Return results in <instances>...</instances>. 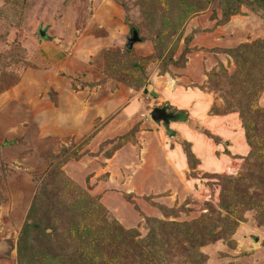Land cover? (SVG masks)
<instances>
[{
	"label": "rangeland",
	"instance_id": "374dc122",
	"mask_svg": "<svg viewBox=\"0 0 264 264\" xmlns=\"http://www.w3.org/2000/svg\"><path fill=\"white\" fill-rule=\"evenodd\" d=\"M109 11L117 18L110 19ZM132 28L141 41L130 48ZM40 30L77 66L98 68L100 80L42 61L43 46L52 41ZM255 42L264 46V0H0V264L56 259L42 258L32 235L27 250L19 239L33 219V203L40 221H55L50 225L70 252L79 244L72 234L79 221L86 240V228L90 234L102 230L115 251L131 255L120 247L123 231H139V240L152 237L153 245L143 243V264H264L263 162L241 158L234 172L204 173L182 132L170 137V123L151 117L160 106L180 111L165 96L182 88L199 91L216 111L255 112L245 107L251 86L240 83L261 66L243 55ZM259 59L264 61V49ZM125 60L135 68L123 77ZM137 96L145 105L125 113ZM107 99L114 102L107 118L83 115ZM240 119L245 132L250 125ZM250 135L262 152L263 138ZM177 147L188 158L186 174L170 163L172 158L175 165ZM54 169L52 180L47 176ZM234 178L241 179L239 188ZM237 191L242 205L232 201L227 208ZM51 233L47 229L43 237ZM195 233L207 241L196 247ZM51 264H60L59 258Z\"/></svg>",
	"mask_w": 264,
	"mask_h": 264
},
{
	"label": "trees",
	"instance_id": "16d2710c",
	"mask_svg": "<svg viewBox=\"0 0 264 264\" xmlns=\"http://www.w3.org/2000/svg\"><path fill=\"white\" fill-rule=\"evenodd\" d=\"M132 29H134V28H132ZM137 31H138V29H137ZM260 43L261 42H255L252 45L251 44L246 45L245 49L247 48L248 51H246V53H244L243 55H246V57L248 56L250 59H252V63H254L257 67H259L260 65L261 66L259 68L250 69L249 75L240 81V83H244L246 86L249 85L252 88L251 90L248 91V95H247L248 101H246L245 107H246V109H249L251 107L252 110L255 107V112L252 111L253 113H251L250 111H246L244 113L242 110H240L239 115H240V118L243 119V121L247 120L249 125H250V127L244 125V127H245L244 128L245 129V138H246L247 144L250 147V152L245 158L249 163L250 162H257V160H259V161L263 162V165H264V149L262 152L260 150L257 151L255 142L253 141L254 135H250V131L257 133V134H260L259 137H262L263 141H264V128L262 129V131H258V130H256L257 129L256 126H252V124L255 125L256 123H257V125L262 124L264 126V108L260 107V99L264 93V61L259 59L260 54L264 49V46H262ZM249 58L247 61L250 60ZM134 68H135V64L129 65L128 63H126V60H125L122 64V68H120V70H119V74L122 75L123 77H125L126 73L133 72ZM243 68L248 69V66H245ZM241 72H243V71H241ZM245 72H248V71L245 70ZM256 72H259V76H257V77L254 76V73L256 74ZM107 77H109V75H107ZM232 110H235V109H232ZM232 110L216 111V109L213 108L212 113L214 115H227V114L235 113V111H232ZM185 112L186 111L174 112L175 116H180V117H178V119H175V121L187 122V119L181 118L182 114H186ZM250 120H251V123H250ZM165 127H168V125H166ZM254 129H255V131H254ZM168 135L170 137H175V136H178V133L176 131H169ZM263 148H264V145H263ZM247 169L249 172V170H252V167L247 168ZM57 174L58 173L55 172V169H54L49 173V176H47V177L48 178L51 177L50 179L54 180L57 177L56 176ZM251 177H253L252 174H251ZM238 178H240V177H238ZM232 180L235 183V187L239 188L241 186V179L234 178ZM52 184L54 185V181L52 182ZM42 187H41V191H40L41 195H43V193L46 194L45 193L46 192V190H45L46 183ZM242 199H243L242 195H240L239 191H237L233 194L232 200H230V198H229L227 201H225V204L227 205V208H230V206L232 205V201H234V203L237 205H242ZM35 210H36V205H35V203H33L32 207L30 209L29 216H28L29 219L30 218H33V219L26 222V224L22 228L20 238H19L20 241H22L21 243L24 244L23 248H25L27 250L26 241H28L29 235H32L37 240V242H38L37 244L39 245V247H41V257L44 259L45 258L46 259L47 258H56L57 259V257H58L60 264H143V263L147 262L146 261L147 259L144 256V254H146V252L143 248L144 247L143 243H147L148 244L147 247L154 244L153 242H151V239H153L152 237H149V239H144V240L143 239L142 240L137 239V236L138 237L140 236V232L137 230L123 231L124 237H122L120 239V247L126 248V251H128V249H130L129 252L133 251V254L131 255L128 252L115 251L113 249L112 245L111 244H110L111 246L109 245V243H110V241L108 240L109 236H107V234H104L102 230H100V231L98 230L95 233L90 234L88 232L90 229L86 228L85 234L87 235L88 240L83 238L82 234L84 233V230L81 231L80 222L78 221L74 225V230H73L72 234L77 235V237L79 236L77 238V239H79V241H78L79 244L77 246L76 251L70 252L68 247L65 246L63 244V242L61 241L62 236H63L62 233L59 234L57 231H55L51 227V225L55 224V221L52 222L51 217H50V221H48L46 223L43 222L42 220L40 221L41 217L37 218L35 216V215H37V213H33ZM96 211L98 213L97 216H99L100 214L102 216L105 213V211H103V209L101 207H99ZM91 214H93V213H88V216L90 217ZM47 229H49L52 232L49 235L50 238H48V239L46 237H43V235L45 234ZM114 231L116 232V230H113L112 233H115ZM119 232H120V229H119ZM195 234H197V233H195ZM198 234H200V233H198ZM198 234H197L198 239H197V246L196 247L199 246L201 240L207 241V238L205 237L206 234H204V235L203 234L198 235ZM96 235H98V237ZM92 236L93 237L95 236L97 238V240L94 241L93 239H91ZM194 236H196V235H194ZM106 239L109 241V243H106L107 242ZM73 240H75V238ZM56 244H57V246H54ZM138 249L140 250V252H137ZM48 250L50 252L49 253L50 256L47 255V253H46V251H48ZM43 252H45L46 254ZM75 252L77 254H75ZM134 255H136V256H134ZM197 255H198V258L200 259L201 254L197 253ZM198 258H196L194 260V263L198 260ZM38 259L41 260L40 257H38ZM56 259L50 260V261L47 260L48 262H45V261L44 262H45V264H51L52 262L54 263V261H56ZM151 264H154V263H151Z\"/></svg>",
	"mask_w": 264,
	"mask_h": 264
},
{
	"label": "crops",
	"instance_id": "0c3cea01",
	"mask_svg": "<svg viewBox=\"0 0 264 264\" xmlns=\"http://www.w3.org/2000/svg\"><path fill=\"white\" fill-rule=\"evenodd\" d=\"M109 15L110 19L117 18L116 11H109ZM106 30H109V32L112 31L111 28H106ZM46 42L48 43L49 41L46 40ZM41 53L43 57L42 61L49 63L51 68H53L52 66L56 68L60 65L63 70L68 71H80L82 69V72L86 74L88 79L90 78V81L96 82L100 80L98 68L89 67V64L84 66V68L77 66L79 63L72 58L70 59L62 50V45L58 47L55 41L43 46ZM98 89L101 90V88ZM153 90V92H157V87L154 85ZM94 93L93 95H95ZM141 98V96L134 97L126 104L124 112H130V114L138 113L137 111H140L141 107L145 105L144 100ZM173 98H175V102L171 101ZM165 99L171 106L178 110L188 111L191 121L194 122L192 124L194 127L188 124V121H171L170 125L176 132H182V135L192 144V152L200 160V170L204 173L234 172L236 170L235 160L245 158L250 152V147L247 144L239 115L237 113L214 115L211 112L213 104L208 102V99L197 90L187 92L182 88L175 95L172 92L167 93ZM101 103L103 102L96 103L90 108L86 107L85 111L82 110L81 113L84 111L83 115H88V120H92L94 117L101 119L107 118L110 112V104L114 102H110L107 99L105 104L99 106ZM164 107L168 106L165 105ZM182 118L184 119V117ZM197 124L209 131L210 135L219 138V142L215 143L211 140L212 136H205V134L198 132L196 128L198 126ZM225 141L228 142L227 145H225ZM175 157V165L172 158L171 160L169 159L170 163L173 164L174 168L176 167L180 172L186 174L189 170V161L182 153L181 147H177Z\"/></svg>",
	"mask_w": 264,
	"mask_h": 264
},
{
	"label": "water",
	"instance_id": "95a60500",
	"mask_svg": "<svg viewBox=\"0 0 264 264\" xmlns=\"http://www.w3.org/2000/svg\"><path fill=\"white\" fill-rule=\"evenodd\" d=\"M132 37L129 41V47H133L136 43L140 42L141 39L139 37L137 29H132L131 30ZM40 35L42 39L48 40V41H54L55 39L50 38L48 35L47 30H40ZM152 119L157 122V123H163L164 126L168 125L171 121H175V119H178L180 116H175L173 114H168L167 110L165 108H154L152 113H151ZM182 118V117H181ZM185 119V118H184Z\"/></svg>",
	"mask_w": 264,
	"mask_h": 264
},
{
	"label": "flooded vegetation",
	"instance_id": "af4514ba",
	"mask_svg": "<svg viewBox=\"0 0 264 264\" xmlns=\"http://www.w3.org/2000/svg\"><path fill=\"white\" fill-rule=\"evenodd\" d=\"M160 108H165L166 110H167V113L168 114H173V115H175V113L172 111V109L171 108H169V107H164V106H162V107H160Z\"/></svg>",
	"mask_w": 264,
	"mask_h": 264
}]
</instances>
